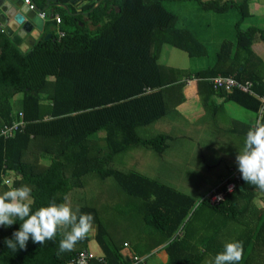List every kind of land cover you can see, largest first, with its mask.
Returning a JSON list of instances; mask_svg holds the SVG:
<instances>
[{
  "label": "trees",
  "instance_id": "1",
  "mask_svg": "<svg viewBox=\"0 0 264 264\" xmlns=\"http://www.w3.org/2000/svg\"><path fill=\"white\" fill-rule=\"evenodd\" d=\"M31 1L47 19L32 48L21 51L0 31V129L19 113L25 123L13 137H0V175L9 182L0 176V193L28 185L34 211L54 201L93 214V238L106 264L159 251L164 264H205L230 241L243 242L239 264H264V192L241 175L230 177L251 125L229 117L214 98L256 117L264 107L260 112L256 97L206 81L233 76L264 94V59L252 48L256 38L264 42V29H241L246 3L235 5V41H222L213 64L191 75L158 63L165 45L189 58L207 55L191 31L175 26L163 0ZM199 6L224 13L231 4ZM196 95L203 113L191 121L183 112ZM230 182L234 190L211 205L206 195ZM20 223L0 227V264H74L88 251L89 235L59 253L58 233L55 242L29 239L13 253L4 241Z\"/></svg>",
  "mask_w": 264,
  "mask_h": 264
},
{
  "label": "clouds",
  "instance_id": "2",
  "mask_svg": "<svg viewBox=\"0 0 264 264\" xmlns=\"http://www.w3.org/2000/svg\"><path fill=\"white\" fill-rule=\"evenodd\" d=\"M236 161L241 178L264 192V114L251 120L243 150L236 156ZM33 203L32 188L28 185H10L7 191L0 193V227L7 228L21 222L12 238L4 241L13 253L25 250L29 239L42 246L49 241L55 242L58 233H62L58 252H71L95 229L93 214L81 213L68 202L57 204L52 201L35 211ZM243 253L242 241L226 242L223 251L206 260L205 264H239Z\"/></svg>",
  "mask_w": 264,
  "mask_h": 264
},
{
  "label": "crops",
  "instance_id": "3",
  "mask_svg": "<svg viewBox=\"0 0 264 264\" xmlns=\"http://www.w3.org/2000/svg\"><path fill=\"white\" fill-rule=\"evenodd\" d=\"M206 1L208 0H163L162 4L168 11H170L172 14H174L177 17L175 22V26L177 28L188 29L189 31L192 32L194 37L207 48V55L204 57L208 58L209 65L207 67H210L215 60V55L216 52L218 51L221 42L224 40H229L232 42L235 41L236 38L235 24L239 20L237 17L239 14V10H236L238 8H236L235 5H240L243 2H245L246 6L242 7V9H244V13L246 15L251 17H255L258 14L264 16V0H219L220 3L227 1V3L231 4V6H229V8L224 13H216L213 11L202 10L199 6V3ZM19 5L22 7L24 6L22 2H19ZM46 20H47L46 17H44V28H45ZM9 23H13V21H9ZM5 24L6 23H4V25ZM250 26L256 27L258 29H264V27L260 28L254 25H249L244 28L242 27V23H240L241 29H246ZM11 27L12 26L7 25L6 27H0L1 28L0 30L5 34L10 33L11 35L10 39L12 40V42L16 46H18L21 51L23 52L27 51L30 48L29 44L31 40L29 39L28 36H25L23 33L21 34V31L16 32ZM43 33H44V29H43ZM43 33L41 34V36L43 35ZM255 40L260 41L258 38H256ZM253 43H252V48L254 47ZM254 52L262 58L264 54V43L257 44ZM207 67L206 66L204 68L194 67L189 70L187 69L186 71H188L191 75H194L196 71L206 69ZM179 70H184V69L180 68ZM20 99H21V95L18 94L13 98V100H11L12 112L14 114H16L19 110ZM214 101L217 104L223 105L229 117L251 125V123L244 121L243 118L239 117L241 119L240 120L235 117L237 116L238 113L241 114L242 116L243 114L241 111L231 106V103L233 102L226 101L224 98L221 97H215ZM192 103L194 104L192 109L183 112L184 117H186L188 120L191 121L198 118L203 113V107L197 95L192 98ZM231 111L234 112L235 115ZM255 117L256 115L254 114V118ZM98 136H96V139H98L102 143L103 135H100L101 138H98ZM144 258H147L145 260V264H147V262L153 264L154 261L157 260L159 261L160 258H163V261L161 260L159 264H164L167 260L166 255L161 251L155 252L152 255Z\"/></svg>",
  "mask_w": 264,
  "mask_h": 264
},
{
  "label": "built area",
  "instance_id": "4",
  "mask_svg": "<svg viewBox=\"0 0 264 264\" xmlns=\"http://www.w3.org/2000/svg\"><path fill=\"white\" fill-rule=\"evenodd\" d=\"M23 4L27 7V10L33 11L36 9V6L33 4L31 0H23ZM41 18L44 19L45 14L40 15ZM56 23L60 22V18L56 15L55 16ZM196 78L194 76H191L190 78H187L185 82H189L190 80H195ZM206 81L211 84L215 89L217 90H224L225 92H232V91H239L241 93L247 94L249 96L256 97L259 103L261 104V110L264 107V94L257 95L252 90V83L251 82H239L237 81L233 76H215L212 78L206 79ZM19 120H14L10 125L4 126L0 129V137L7 139L14 136V134L18 131H22L25 123L22 121L21 114H18ZM231 178L238 177L241 175V173L238 170V167L234 170H232L230 174ZM1 179L2 183L9 185L8 178L6 175L2 172L1 173ZM235 188V183L230 182L229 184H226L225 191H218L216 189H213L211 192H209L206 195V198L208 202L211 205L218 204L224 197L225 194L231 193ZM219 197V198H218ZM91 261H95L97 264H106L104 258L102 256L96 255L90 251H82L78 253L74 259V264H89ZM130 264H145V260L143 258H140L138 256H134L133 260Z\"/></svg>",
  "mask_w": 264,
  "mask_h": 264
},
{
  "label": "rangeland",
  "instance_id": "5",
  "mask_svg": "<svg viewBox=\"0 0 264 264\" xmlns=\"http://www.w3.org/2000/svg\"><path fill=\"white\" fill-rule=\"evenodd\" d=\"M238 10V9H236ZM238 19L240 18V14H238ZM239 21V20H238ZM242 23V27H246L249 25H254L257 27H264V16L263 15H256L255 17H251V16H246L243 19ZM259 43H264L262 41H254L253 43V48L254 50L256 49V45ZM264 59V54L263 57ZM158 63L162 64L164 66H168V67H174V68H181L184 70H189L191 68L194 67H200V68H204L205 66L207 67L209 65L208 62V58L207 57H200V58H189L184 52L177 50L175 48L170 47L169 45H165L162 47L161 52L159 54V58H158ZM231 106L236 108L237 110L241 111L243 116L241 114H237V116H235L237 119H240L239 117L243 118L244 121L251 123V120L254 118V114L251 112H248L246 110H244L242 107L231 103ZM232 112V111H231ZM234 115L235 113L232 112ZM241 120V119H240ZM98 138H101V136L99 135ZM263 203V201H262ZM262 203L258 202L259 205H261ZM94 235H95V229L92 233L89 234L90 236V241L87 245V250L96 254V255H101V249L99 247V245L95 242L94 240ZM144 260H146L147 258H144ZM149 260V259H148ZM161 260L163 261V258H160V260L158 261H154L153 264H159L161 262ZM147 264H152L150 262H147Z\"/></svg>",
  "mask_w": 264,
  "mask_h": 264
},
{
  "label": "water",
  "instance_id": "6",
  "mask_svg": "<svg viewBox=\"0 0 264 264\" xmlns=\"http://www.w3.org/2000/svg\"><path fill=\"white\" fill-rule=\"evenodd\" d=\"M48 3L56 4L55 0H47ZM22 0H0V27H6L7 25L12 26L14 31L23 33L28 36L31 40L30 48L40 39L44 29V19L41 18V14L46 9L40 10L36 7L35 10L29 11L24 5H19ZM13 21V23H9ZM4 23H6L4 25ZM1 29V28H0ZM1 31V30H0ZM9 37L10 33H6ZM51 36L48 34L44 37V41L49 39Z\"/></svg>",
  "mask_w": 264,
  "mask_h": 264
}]
</instances>
